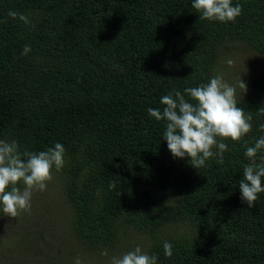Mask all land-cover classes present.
<instances>
[{
    "label": "trees",
    "instance_id": "1",
    "mask_svg": "<svg viewBox=\"0 0 264 264\" xmlns=\"http://www.w3.org/2000/svg\"><path fill=\"white\" fill-rule=\"evenodd\" d=\"M233 2L241 15L220 23L199 19L191 0H0V138L33 151L64 145L65 166L53 172L83 249L264 264V193L248 208L238 188L245 148L264 135V0ZM227 60L223 78L252 130L225 139L223 164L195 169L171 156L164 122L147 109L220 75Z\"/></svg>",
    "mask_w": 264,
    "mask_h": 264
},
{
    "label": "clouds",
    "instance_id": "2",
    "mask_svg": "<svg viewBox=\"0 0 264 264\" xmlns=\"http://www.w3.org/2000/svg\"><path fill=\"white\" fill-rule=\"evenodd\" d=\"M191 8L199 14V19L220 23L234 22L242 12L241 5L233 0H191ZM7 16L31 24L22 13L9 10ZM30 52V46L25 45L21 54ZM226 63L231 65L232 61ZM240 87L246 88L242 80ZM159 103L162 109L149 107L148 115L164 122L162 139L171 156L187 158L195 169L207 167L210 159L223 164L224 153L228 151L225 139L239 141L252 130V117L238 107L236 87L221 75L211 76L198 86L186 87L183 92L172 89L160 97ZM261 127L264 129V125ZM258 153H264V135L244 151L248 163L243 167L238 188L241 201L248 208L254 206L258 194L264 193V155L258 162ZM65 163V148L60 142L33 151L22 149L16 139L0 138V213L16 217L29 211L33 190L46 191L52 171H61ZM162 248L165 257L173 255L171 242L164 241ZM101 255L108 253L103 251ZM111 264H159V259L138 245L120 257H112Z\"/></svg>",
    "mask_w": 264,
    "mask_h": 264
},
{
    "label": "rangeland",
    "instance_id": "3",
    "mask_svg": "<svg viewBox=\"0 0 264 264\" xmlns=\"http://www.w3.org/2000/svg\"><path fill=\"white\" fill-rule=\"evenodd\" d=\"M230 70V65L221 68L220 75L227 77ZM69 217L59 179L52 171L47 190H33L29 211L16 217L0 213V264H76L77 260L80 264H111L112 257L129 249L118 244L113 251L104 250L107 256L101 255L103 251L83 249L69 230Z\"/></svg>",
    "mask_w": 264,
    "mask_h": 264
}]
</instances>
